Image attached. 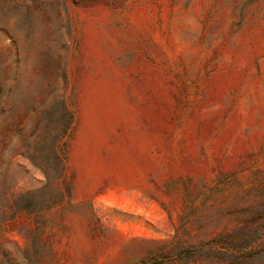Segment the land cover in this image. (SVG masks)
<instances>
[{
	"label": "rangeland",
	"instance_id": "1",
	"mask_svg": "<svg viewBox=\"0 0 264 264\" xmlns=\"http://www.w3.org/2000/svg\"><path fill=\"white\" fill-rule=\"evenodd\" d=\"M0 264H264V0H0Z\"/></svg>",
	"mask_w": 264,
	"mask_h": 264
}]
</instances>
